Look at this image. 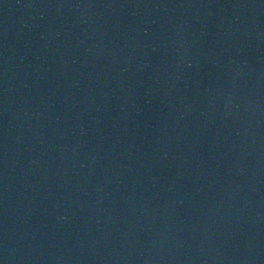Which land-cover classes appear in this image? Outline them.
I'll list each match as a JSON object with an SVG mask.
<instances>
[{
  "label": "water",
  "instance_id": "obj_1",
  "mask_svg": "<svg viewBox=\"0 0 264 264\" xmlns=\"http://www.w3.org/2000/svg\"><path fill=\"white\" fill-rule=\"evenodd\" d=\"M0 264H264V0H0Z\"/></svg>",
  "mask_w": 264,
  "mask_h": 264
}]
</instances>
